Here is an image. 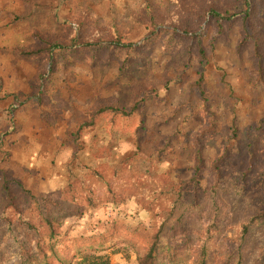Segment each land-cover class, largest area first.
<instances>
[{
    "label": "rangeland",
    "instance_id": "1",
    "mask_svg": "<svg viewBox=\"0 0 264 264\" xmlns=\"http://www.w3.org/2000/svg\"><path fill=\"white\" fill-rule=\"evenodd\" d=\"M115 38L133 49L79 47ZM28 156L32 169L17 163ZM6 182L39 201L62 191L65 214L80 208L63 238L103 232L110 264H137L124 228L161 225L181 244L173 264H198L201 248L205 264H264V0H0V264H13L35 232ZM59 252L80 264L71 245Z\"/></svg>",
    "mask_w": 264,
    "mask_h": 264
},
{
    "label": "trees",
    "instance_id": "2",
    "mask_svg": "<svg viewBox=\"0 0 264 264\" xmlns=\"http://www.w3.org/2000/svg\"><path fill=\"white\" fill-rule=\"evenodd\" d=\"M243 1L246 2L247 0ZM211 15L220 23L230 21L231 17L228 13L221 15L213 10L211 11ZM247 17L246 13L243 14L242 32L244 33L246 39H252V36L248 33L246 27ZM79 47L87 48L92 53L94 58L97 57L98 54H104L105 56L111 58L112 56H109L105 50L110 52L112 49H121L128 53L133 49L130 44L121 42L119 38L111 39L105 44L86 42ZM51 52L52 48H49L41 52L38 50L25 52L24 55L45 57L51 55ZM137 105L138 103L136 102L133 106H131L129 111H125L117 106H100L96 109L95 114L92 116L95 117L101 113L128 116L130 115L129 113L136 110ZM199 155L200 154L198 153V162L200 161ZM2 190L8 199V206L12 208V214L15 216V219L20 222V225L26 226L28 229H33L35 232V239L32 244H29L28 242H14L12 255H16L18 258L13 264H65L63 258L64 256L60 255L59 252L65 244L71 245V248L75 250L73 253L74 255H79L80 264H110L107 255L101 253L106 249L102 245L103 232L93 234L88 237L79 236L72 239L63 238V234L60 232L62 218L73 214L79 215L80 208L79 206H75L77 212L65 214L61 209L64 203L62 202V191L58 192L59 200L52 201L47 198L39 201L30 195L26 188L16 184V182H6L2 187ZM18 190H20V193L27 195V197L29 196L31 199V202L33 203V210L35 211L34 218L38 222L37 226H34L31 223L30 216L24 215L22 208L15 205V195ZM71 201L73 202V198ZM4 215L5 214H1V216L6 219ZM162 228L163 226L161 225V227L153 234L138 227L124 228L123 234L126 236L124 241H126V243L134 249L137 264H173L174 250L181 247V244L170 242L167 238L163 241ZM170 231L173 232V235L178 234V232L183 234L184 232L182 225L179 228L172 226ZM196 262H198V264H205L203 248L200 249Z\"/></svg>",
    "mask_w": 264,
    "mask_h": 264
},
{
    "label": "crops",
    "instance_id": "3",
    "mask_svg": "<svg viewBox=\"0 0 264 264\" xmlns=\"http://www.w3.org/2000/svg\"><path fill=\"white\" fill-rule=\"evenodd\" d=\"M29 156H28V159L27 158H25L23 161L22 160H17V163H20V164H23V165H25L28 169L30 168V169H32V168H34V166H37V163L35 162V160H32L31 159V161H29ZM16 165V164H15ZM20 170V169H19ZM19 172V171H18ZM28 183H30V182H28Z\"/></svg>",
    "mask_w": 264,
    "mask_h": 264
}]
</instances>
